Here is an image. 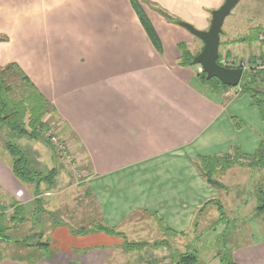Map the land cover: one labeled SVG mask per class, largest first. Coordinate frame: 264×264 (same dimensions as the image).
I'll use <instances>...</instances> for the list:
<instances>
[{"label":"crops","instance_id":"0c3cea01","mask_svg":"<svg viewBox=\"0 0 264 264\" xmlns=\"http://www.w3.org/2000/svg\"><path fill=\"white\" fill-rule=\"evenodd\" d=\"M223 2L139 0L158 50L129 0H0V36L7 37L0 42V68L16 63L52 104L57 135L82 174L70 186L81 193L47 210L44 199L75 176L62 158L70 176L61 182L57 170L54 190L40 187L41 210L34 215L33 186L21 184L10 158L0 153V206L7 216L13 203L20 206L8 242L0 243V264H111L126 252L135 214L155 215L181 236L192 230L201 208L216 207L221 191L207 184L195 161L228 156L246 168L243 156L264 139V118L248 95L213 91L198 77L199 66L181 63L178 46L190 52L198 44L157 10L206 31ZM13 15L21 17L12 21ZM84 206L90 216L77 218ZM68 213L77 227L63 219ZM99 225L122 235L74 232ZM31 235L48 247L14 242ZM233 256L236 264H264V240Z\"/></svg>","mask_w":264,"mask_h":264},{"label":"rangeland","instance_id":"374dc122","mask_svg":"<svg viewBox=\"0 0 264 264\" xmlns=\"http://www.w3.org/2000/svg\"><path fill=\"white\" fill-rule=\"evenodd\" d=\"M20 17L21 15H13L12 21L19 20ZM161 17L169 23L179 25L175 23L176 20L167 13H164ZM146 19L148 20L147 17ZM138 21H140V19ZM255 28L262 29L264 32V2L259 3L254 1V3H250L247 0H240L231 13L225 18L222 33L220 34L219 54H224L228 58L231 56L237 60L245 61V66L248 65L247 62L258 54L259 44L241 43L238 40L246 37L248 32ZM191 36L198 44L191 45L190 47V54L195 56L200 52L202 44L196 37L193 35ZM0 38H3V41L0 42L7 40V37L3 35H1ZM187 49H189V47H187ZM196 67L197 66H193L194 69H196ZM244 73H246V71L243 72L242 76ZM52 118L54 123L52 125L58 128L56 117L52 116ZM55 132L57 133V131ZM5 141H9L12 145L17 146L23 151L25 155H29V157H31L30 160L34 161L35 165L38 163L39 165H44V167L42 168L41 166L39 170L43 176H50L48 174L52 169L59 171L57 174L61 176V182L68 179L70 176V171L64 168L63 164L65 163L62 157L54 154L53 150L48 148L44 142L33 140L34 142L30 144L28 142L29 140L24 137L3 140L2 135H0V153L7 161L10 158V165L12 163V157L8 155L7 151L4 149L3 144ZM233 162L232 164H224V161H221L220 167H218L212 176V178L220 182L223 187L221 188L222 190H220V209H217L218 205L217 207L214 205H205L197 216L195 226L192 230L186 234L181 236L177 235L175 237L163 234L156 222L147 214H138L136 217L134 216L131 221L132 223L128 225L131 232L127 231V234L130 235L126 238L127 242L131 245V249H126V252L114 259L111 264H172V261L176 259L175 254L187 253L188 251H194L202 264H220L218 255L223 256L225 254L230 257L232 256L234 260L233 251L238 249V247L242 248L252 244L255 245L261 242V239L264 240V213L258 214V212H255L256 206L264 203L263 196L261 195L259 201L257 196L259 188H262L264 191V169L250 168L247 165H245L246 168H240L237 163L241 161ZM245 163L247 164V161H245ZM226 165L230 166L228 168L224 167ZM73 180H75L77 185L81 178L75 175L72 180L68 179L66 184L63 183L61 185L63 189H58L61 193H58L56 190L57 194L55 196L44 199L47 210H54L56 208L54 205L55 200H57L55 201L57 204L59 199L61 203L64 201L68 202V200L75 198L76 194L78 195L79 192L81 193V189L76 190L70 187ZM55 181L54 176H52L51 182L42 183L40 187L49 188L52 186L51 190H54L53 186L56 183ZM31 194L33 195V192H31ZM32 198L35 199V197ZM61 206H63V204H61ZM63 210L70 212L71 208L65 207ZM73 212L74 214H72V216L76 214L75 211ZM65 215L63 219L66 223H69L73 227H77L74 218L68 216L70 213ZM80 215L84 217L90 216L89 209L86 206L81 209L78 208L77 218ZM222 215L225 216V219L230 223V235L226 237V239L222 238L225 233V223L224 221L223 223H218ZM0 226L3 227V232H6L5 235L7 237L6 240H0V243L6 245L10 236L9 230L11 229V224L8 225V228H10L9 230L3 225ZM29 226L30 225H27L25 229L28 230ZM10 243L13 242H9L8 244Z\"/></svg>","mask_w":264,"mask_h":264},{"label":"trees","instance_id":"16d2710c","mask_svg":"<svg viewBox=\"0 0 264 264\" xmlns=\"http://www.w3.org/2000/svg\"><path fill=\"white\" fill-rule=\"evenodd\" d=\"M129 1L133 10L140 19V23L142 24L149 39L151 40L155 48L159 50V41L150 23L144 15L139 0ZM157 12H159L161 15L164 14L160 10H157ZM166 18L169 19L168 17ZM175 23L181 25V23L179 22L175 21ZM263 34L264 32L262 29L255 28L251 29L246 37L240 38L238 40L241 43H258L259 51L257 55L252 57L251 60L247 62V69H244V67L241 66L242 64H245L244 62L238 63L237 66L233 63V66H231L230 68L241 67L243 69V72L246 71V73H244L241 78V82L239 83L240 92L238 95H248L252 99L253 104L257 107L261 116L264 118ZM0 41H3V38H0ZM178 48L182 53L181 63L186 64L188 66H192L191 61L194 56L190 54L189 50L187 49V46L185 44H180ZM226 58L228 57L226 56ZM197 75L200 78L201 82L209 86L213 91L229 89V87L221 85L216 79L206 80L204 72L198 73ZM54 113L55 111L52 104L43 96V94H41V92L37 89V87L29 79V77L16 63H11L4 68H0V135H2L3 140L22 137L26 138L29 141L40 140L44 142L48 148L52 149L54 154H56V148L53 144L50 143L49 139L47 138L48 132L51 133L56 131V126L52 125L54 124L52 118V116H55ZM3 146L4 149L12 157L10 169L14 177L21 184L33 186L34 188L33 197H35V199L33 203L36 206L34 208L33 214L36 215L41 210V199H39V197L41 196L42 192L40 186L42 183L51 182L52 176H54L55 178L57 172L55 169H52L51 172H49L48 174L50 176H43L42 173L39 171L41 169V165H35L34 161L30 160L31 157H29V155H25L23 151H21L17 146L12 145L9 141H5ZM243 159L247 161L246 165L250 168L264 169V139L261 141L259 148L254 154L249 156H243ZM221 161H224V164H232L234 163L233 161L237 162L238 160L235 157L229 158L228 156H222L217 158L200 157L195 161V166L197 167L200 175L205 179L207 184L219 190H222L221 188L223 187L221 183L213 179L212 176L214 172L218 169V167H220ZM229 166L230 165H226L224 167L228 168ZM261 195L264 199V191L262 188H259L257 191L258 201L261 199ZM214 204L216 205V207L218 205L217 209L221 208L218 202H214ZM12 207L14 209L13 214L7 216V208L5 206H0V225H3L7 230L10 229L8 228V225L17 222L16 219L18 211L20 210V206L17 204L13 203ZM201 210H203V208L198 211L197 216L199 215ZM255 212H258V214L264 213V203L262 205H257L255 208ZM136 215L138 214H135L134 216L136 217ZM147 215L150 216L154 222H156L157 226L163 230V233L165 235H178V233L171 232L166 227H164L162 224V220L156 217L155 215ZM55 217L59 219V216ZM223 221L225 223V233L222 238L226 239V237L230 235V223L225 219V216L222 215L221 218H219L218 223H223ZM92 231H102L108 234L122 235L117 230L109 229L107 227H104L103 225H99L91 229L81 228L78 231L74 232L80 234H87ZM5 233L6 232H3V227L0 226V240L7 239ZM35 237L36 236L31 235L25 237L22 240H16L14 242L22 244L26 247H48V243H46V241H44L40 236L36 238ZM124 246L126 249H131V245L127 241L125 242ZM175 255L176 259L172 261V264H202L194 251H188L187 253ZM218 258L220 264H235L234 260L232 259V256L230 257L224 254L223 256L218 255Z\"/></svg>","mask_w":264,"mask_h":264},{"label":"water","instance_id":"95a60500","mask_svg":"<svg viewBox=\"0 0 264 264\" xmlns=\"http://www.w3.org/2000/svg\"><path fill=\"white\" fill-rule=\"evenodd\" d=\"M240 0H224L223 4L211 13L209 28L199 31L192 26L182 23L181 26L202 43V48L196 54L191 64L199 66L204 72L205 79H216L221 85L229 88L237 87L241 81L243 69L241 67H225L218 63L220 34L225 18L231 13Z\"/></svg>","mask_w":264,"mask_h":264},{"label":"built area","instance_id":"2783aa9c","mask_svg":"<svg viewBox=\"0 0 264 264\" xmlns=\"http://www.w3.org/2000/svg\"><path fill=\"white\" fill-rule=\"evenodd\" d=\"M218 63L221 66H225V67L233 66V62L231 60H229L228 58H226V56L224 54H219ZM241 66H243L244 69H247L245 64H242ZM199 72L200 73L203 72L201 68H199ZM228 90H230V96H237L240 92V87L238 85L237 87L229 88ZM47 138L49 139L50 143L53 144L54 147L56 148L55 153L57 155H59L60 157H62L63 159H65L69 165V168L72 170V172L78 178H81L82 174L79 172V168L74 161L75 158L72 157L67 151L66 141L63 140L58 135H56V132H51V133L48 132Z\"/></svg>","mask_w":264,"mask_h":264}]
</instances>
